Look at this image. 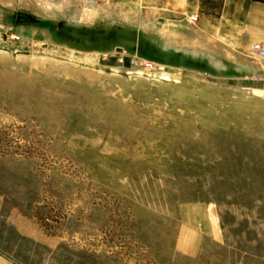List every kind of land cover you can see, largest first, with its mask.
<instances>
[{
	"label": "rangeland",
	"instance_id": "374dc122",
	"mask_svg": "<svg viewBox=\"0 0 264 264\" xmlns=\"http://www.w3.org/2000/svg\"><path fill=\"white\" fill-rule=\"evenodd\" d=\"M83 13L0 0V259L264 264V95L165 53L194 35Z\"/></svg>",
	"mask_w": 264,
	"mask_h": 264
},
{
	"label": "crops",
	"instance_id": "0c3cea01",
	"mask_svg": "<svg viewBox=\"0 0 264 264\" xmlns=\"http://www.w3.org/2000/svg\"><path fill=\"white\" fill-rule=\"evenodd\" d=\"M78 1L85 12L96 14L95 20L97 14L98 17H107L110 10L116 11L117 16L127 13L131 17V23L137 28L135 42L138 49L145 50L147 46L151 52L152 44L154 49L158 46V40L150 36L146 43L142 35L145 24L165 25L172 34L194 35L195 52H189L194 49L189 48L188 43L180 45L177 51L173 42L176 37L171 35L170 44L164 48L165 53L175 56L178 52L181 58H188L194 53L206 58L210 60L212 79H223L235 87L264 95V55L254 50L255 46H259L264 52V0ZM193 15L197 17L194 24L187 20ZM89 16L83 13L81 18L84 21L94 20ZM221 68L227 72L225 78H220L214 72ZM202 71L210 73L209 70ZM0 264L5 263L0 259Z\"/></svg>",
	"mask_w": 264,
	"mask_h": 264
},
{
	"label": "built area",
	"instance_id": "2783aa9c",
	"mask_svg": "<svg viewBox=\"0 0 264 264\" xmlns=\"http://www.w3.org/2000/svg\"><path fill=\"white\" fill-rule=\"evenodd\" d=\"M187 20L190 23L194 24L197 21V17L193 15V16L188 17ZM254 50L257 51L260 55H262V56L264 55V52L262 51V49L259 46H255ZM134 64L137 65V62H134Z\"/></svg>",
	"mask_w": 264,
	"mask_h": 264
},
{
	"label": "bare ground",
	"instance_id": "6f19581e",
	"mask_svg": "<svg viewBox=\"0 0 264 264\" xmlns=\"http://www.w3.org/2000/svg\"><path fill=\"white\" fill-rule=\"evenodd\" d=\"M196 33V32H195Z\"/></svg>",
	"mask_w": 264,
	"mask_h": 264
}]
</instances>
